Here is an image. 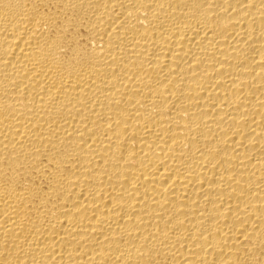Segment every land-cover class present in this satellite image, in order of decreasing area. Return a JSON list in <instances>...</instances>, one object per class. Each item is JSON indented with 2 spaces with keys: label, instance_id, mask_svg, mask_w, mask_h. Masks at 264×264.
Instances as JSON below:
<instances>
[{
  "label": "bare ground",
  "instance_id": "6f19581e",
  "mask_svg": "<svg viewBox=\"0 0 264 264\" xmlns=\"http://www.w3.org/2000/svg\"><path fill=\"white\" fill-rule=\"evenodd\" d=\"M0 264H264V0H0Z\"/></svg>",
  "mask_w": 264,
  "mask_h": 264
}]
</instances>
